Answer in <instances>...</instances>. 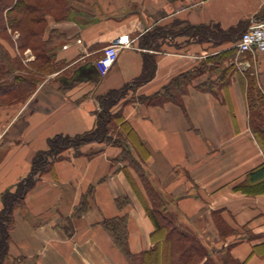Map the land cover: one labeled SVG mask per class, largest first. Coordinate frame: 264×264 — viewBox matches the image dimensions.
Instances as JSON below:
<instances>
[{
    "label": "crops",
    "instance_id": "1",
    "mask_svg": "<svg viewBox=\"0 0 264 264\" xmlns=\"http://www.w3.org/2000/svg\"><path fill=\"white\" fill-rule=\"evenodd\" d=\"M71 6L76 12L67 21L47 19L58 38L54 62L63 66L45 75L25 101L0 106V194L28 174L49 139L91 131L100 98L110 92H123L110 111L124 123L109 137L123 140L126 151L95 142L53 163L13 213L5 264H128L103 227L118 219L125 220L131 254L151 249L154 226L144 206L149 201L131 161L179 223L199 237L209 230L217 238L214 247L232 246L236 261L264 264L252 255L253 246L264 243V193L235 190L264 163L248 123L249 92L264 97V54L229 51L248 27L264 23V0H86ZM199 25L236 29L234 44L230 39L215 47L179 32ZM161 27L177 46L158 47L162 38L149 37ZM121 36L128 37V46L99 76L95 61ZM144 55L153 58L154 73L136 83ZM24 57L34 59L30 51ZM200 68L180 104L144 100ZM204 84L211 91L197 88ZM225 226L235 233L221 240L217 228Z\"/></svg>",
    "mask_w": 264,
    "mask_h": 264
},
{
    "label": "trees",
    "instance_id": "2",
    "mask_svg": "<svg viewBox=\"0 0 264 264\" xmlns=\"http://www.w3.org/2000/svg\"><path fill=\"white\" fill-rule=\"evenodd\" d=\"M49 1L50 3L45 4L41 0H0V32L5 35L7 32L12 35L17 33L15 42L23 50V54L19 56V62L13 53L0 47V100L25 101L45 75L54 73L63 66L54 62V50L58 39L53 36L54 32L50 30L48 38L44 39L47 32L46 18L51 16L55 21L68 20L69 12H72L73 8L66 2L67 0ZM179 32L197 42H209L216 47L229 43L230 39V44L233 45L232 37L237 30L222 31L218 26L199 25L187 26ZM160 34L153 32L149 37L158 38ZM27 50L35 53V56L34 60L27 63L31 69L25 71L22 59H25L24 52ZM234 50H236L234 46L229 49L230 52ZM143 58V73L136 83L148 81L154 73L153 58L147 55ZM202 72L203 68L182 73L174 77L160 93L144 100L149 101L150 104L169 101L180 104L181 96L187 92L188 86ZM197 88L201 91H211V87L205 84ZM122 93L110 92L100 98V111L97 113L95 127L91 131L74 137L57 135L49 139L47 150L37 152L33 157L28 174L15 186L0 194V264H5L8 260L14 211L23 207L26 194L34 188L41 175L51 169L53 163L68 157L69 153L73 156L79 155L80 148L89 143H112L125 150L123 140L118 138L113 141L109 137L115 133L119 125L124 123L118 112L112 114L110 111ZM248 111L249 128L264 154V97L260 92L255 90L249 92ZM125 156L129 158V153L125 152ZM131 164L137 172L141 173V177L143 176V187L149 201L148 203L144 201V206L154 226L151 234L153 247L133 255L127 249L124 219L107 221L103 226L128 264H217L213 254L220 257L222 264H244L231 257L232 246L214 250L212 253L196 233L179 223L175 213L169 209L168 202L149 185L140 166L134 161H131ZM235 190L248 196L264 193V163L250 170ZM217 230L221 240H224L228 233H235L226 226ZM252 255L264 258V243L253 246Z\"/></svg>",
    "mask_w": 264,
    "mask_h": 264
},
{
    "label": "built area",
    "instance_id": "3",
    "mask_svg": "<svg viewBox=\"0 0 264 264\" xmlns=\"http://www.w3.org/2000/svg\"><path fill=\"white\" fill-rule=\"evenodd\" d=\"M127 36L115 38L108 46L104 47L101 56L95 62L99 76H105L117 60L119 50L128 46ZM238 53L264 54V23H257L248 27L235 44Z\"/></svg>",
    "mask_w": 264,
    "mask_h": 264
},
{
    "label": "rangeland",
    "instance_id": "4",
    "mask_svg": "<svg viewBox=\"0 0 264 264\" xmlns=\"http://www.w3.org/2000/svg\"><path fill=\"white\" fill-rule=\"evenodd\" d=\"M47 1V2H46ZM46 1H44V0H41V2H43V3H45V4H47V3H50V1L49 0H46ZM86 0H67L66 2L67 3H69V4H72V3H76V4H83L84 2H85ZM73 8V10H72V12H69V18L71 17V15L74 13V12H76V9L74 8V7H72ZM12 15H14V13H11ZM48 18H51V19H53L51 16H48L47 18H46V20L48 19ZM55 21V20H54ZM64 21H67V19L66 20H64ZM64 21H56L57 23H60V22H64ZM32 27V26H31ZM50 30H48V24H47V32H49ZM156 31H158L159 33H161L160 34V37L159 38H162L161 40H159L158 41V43H157V46L159 47L160 45H169V43L171 42V44H172V46H177L178 45V42H176V41H174V39L172 40V41H170V38L168 37H166L167 35H164V33H167V31H166V29H164L163 27H161V28H158ZM47 32H45V34L47 33ZM16 36H17V33L16 34H14V35H12V34H9L8 32H7V35H5L4 33H1L0 32V47L1 48H5V50L7 51V52H9V53H13V56H16V58H17V60L20 62V55L21 54H23V50H21L20 48H19V44H17V42H15V39H16ZM166 38V39H165ZM27 51H30V50H27ZM27 51H25V52H27ZM25 52H24V54H25ZM32 55H33V57L35 56V53H31ZM34 60V59H33ZM29 61L28 60H25V59H22V64H25V65H22L23 66V68L25 69V71L27 70H30L31 69V67L30 66H28L27 65V63H28ZM20 102H22V101H20ZM20 102H17V101H15V100H13V99H8L7 101H5V100H3V99H1L0 100V106L1 107H4V106H8V105H10L11 103L12 104H18V103H20ZM191 228V227H190ZM203 234H204V236L206 237H204V236H201L200 235V239H201V241L203 240V241H205V243L209 246H207V248L213 253V251L214 250H217L215 247H216V245H214V242H215V240L217 239L216 238V236H214V235H212L210 232H209V230H206V229H204V231L202 232ZM204 244V243H203ZM205 245V244H204ZM206 246V245H205ZM215 246V247H214ZM215 253V252H214ZM213 257H214V259H215V261L217 262V264H222L221 262H220V257L219 256H216V254H213Z\"/></svg>",
    "mask_w": 264,
    "mask_h": 264
}]
</instances>
